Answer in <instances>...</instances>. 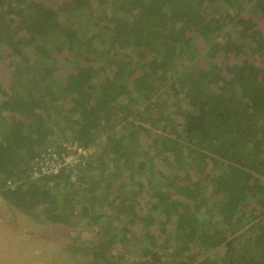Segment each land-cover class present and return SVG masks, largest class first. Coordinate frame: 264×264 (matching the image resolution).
<instances>
[{"label":"trees","instance_id":"obj_1","mask_svg":"<svg viewBox=\"0 0 264 264\" xmlns=\"http://www.w3.org/2000/svg\"><path fill=\"white\" fill-rule=\"evenodd\" d=\"M0 201L13 264H264V0H0Z\"/></svg>","mask_w":264,"mask_h":264},{"label":"built area","instance_id":"obj_2","mask_svg":"<svg viewBox=\"0 0 264 264\" xmlns=\"http://www.w3.org/2000/svg\"><path fill=\"white\" fill-rule=\"evenodd\" d=\"M92 150L91 147H86L77 141L66 142L64 151L48 147L39 157L35 158L32 173L36 176L58 174L66 169L72 171L71 178L75 180L77 168L83 164Z\"/></svg>","mask_w":264,"mask_h":264},{"label":"rangeland","instance_id":"obj_3","mask_svg":"<svg viewBox=\"0 0 264 264\" xmlns=\"http://www.w3.org/2000/svg\"><path fill=\"white\" fill-rule=\"evenodd\" d=\"M1 202V201H0ZM1 207V204H0ZM14 217H10V215L6 212L5 208H0V239L3 238H9L11 241H16L17 242V237L19 238V235L21 234L22 231H25V229H33L32 227H28L27 225L31 224L29 223L30 220H26L25 219H21L20 222L19 219H17V221L13 220ZM10 220V222H9ZM49 230V234H46L47 237L50 236L49 238H45L43 237L45 242H48L49 239L54 236L52 234V229H48ZM16 232H20L19 234H16ZM46 232V230H45ZM57 239H59L60 242L63 241L64 238V234H57ZM23 240H26L25 238H23ZM27 241V240H26ZM45 242H40L39 244V251H43V249H48V245L45 244ZM1 242H0V264H13V263H9L10 259H13L15 257L14 253H18L17 250L19 247H13L11 244L6 245L5 247H1ZM31 246V245H30ZM29 246V247H30ZM11 248V250H10ZM60 249V245H58V247H54V252H56V250ZM10 251V252H9ZM32 254L34 253L35 256H32L33 259L31 262L29 257L31 256L28 252L23 253L22 255H24L22 257V261H24L26 264H33L34 260L36 258V256H38V254L35 252V250L30 251ZM45 252V251H43ZM43 257V256H41ZM20 264V262H19Z\"/></svg>","mask_w":264,"mask_h":264},{"label":"bare ground","instance_id":"obj_4","mask_svg":"<svg viewBox=\"0 0 264 264\" xmlns=\"http://www.w3.org/2000/svg\"><path fill=\"white\" fill-rule=\"evenodd\" d=\"M63 147H64V146H63ZM63 147H62V148H63ZM46 148H47V147H46ZM56 149H57V148H56ZM63 150H64V149H63ZM39 155H40V154H39ZM39 155H38V156H39ZM38 156H36V157H38ZM26 216H27V215H26Z\"/></svg>","mask_w":264,"mask_h":264}]
</instances>
